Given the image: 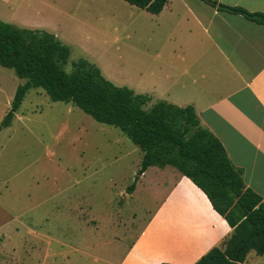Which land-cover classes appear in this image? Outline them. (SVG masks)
<instances>
[{"label": "rangeland", "instance_id": "rangeland-1", "mask_svg": "<svg viewBox=\"0 0 264 264\" xmlns=\"http://www.w3.org/2000/svg\"><path fill=\"white\" fill-rule=\"evenodd\" d=\"M5 1L4 17L27 15L35 4L73 13L43 15L70 47L65 69L82 58L114 84L139 87L142 57L150 55L146 10L124 0H99L95 19L89 0ZM77 11L84 22L75 20ZM24 81L0 66V120ZM141 157L118 127L71 102L52 100L42 88L28 90L10 126L0 130V264H116L163 193L153 179L157 166L133 194L126 192ZM255 258L250 251L247 264Z\"/></svg>", "mask_w": 264, "mask_h": 264}, {"label": "crops", "instance_id": "crops-1", "mask_svg": "<svg viewBox=\"0 0 264 264\" xmlns=\"http://www.w3.org/2000/svg\"><path fill=\"white\" fill-rule=\"evenodd\" d=\"M216 1L264 13V0ZM96 2L89 0L87 6L93 18L100 19ZM35 5L27 15L14 13L0 19L44 29L62 39L59 26L43 21V15L74 18V14L50 4L40 10ZM149 14L150 55L142 57L141 82L138 88L132 84V89L151 96L148 107L157 100L191 105L201 125L219 139L241 170L245 187L264 199V24L218 10L204 0H168L159 13ZM75 20L84 22L80 12ZM152 167L128 193L136 191ZM154 171L153 179L163 193L116 264H193L210 248L221 246L232 228L202 189L176 168L168 165ZM249 252L240 264H247ZM255 254L252 264L264 263V255Z\"/></svg>", "mask_w": 264, "mask_h": 264}, {"label": "trees", "instance_id": "trees-1", "mask_svg": "<svg viewBox=\"0 0 264 264\" xmlns=\"http://www.w3.org/2000/svg\"><path fill=\"white\" fill-rule=\"evenodd\" d=\"M125 1L157 14L168 0ZM204 1L264 24L263 12ZM69 56L70 47L54 33L0 19V66L25 79L16 87L0 130L10 126L26 92L42 88L52 100L71 102L96 121L118 127L142 151L140 167L127 192L133 191L149 166L167 165L202 189L232 231L221 246L210 248L193 264H240L250 250L264 255V199L245 187L241 170L232 164L219 139L201 125L194 108L166 100L148 107L149 94L114 84L85 59L73 61L66 70Z\"/></svg>", "mask_w": 264, "mask_h": 264}]
</instances>
